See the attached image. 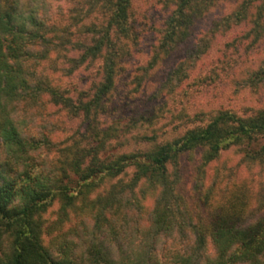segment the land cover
Instances as JSON below:
<instances>
[{
	"label": "trees",
	"instance_id": "obj_1",
	"mask_svg": "<svg viewBox=\"0 0 264 264\" xmlns=\"http://www.w3.org/2000/svg\"><path fill=\"white\" fill-rule=\"evenodd\" d=\"M221 1H169L172 11L143 70L186 41L196 20ZM86 2L87 10L66 11L69 2L60 0H0V264H264V196L254 209L244 195L217 198L216 180L204 181L207 167L224 153L264 167V110L220 111L161 142L147 136L150 125L140 132L143 123L127 121L112 102L121 62L143 35L132 0ZM96 9L98 17L85 24ZM240 26L214 64H231L236 51L247 53L264 38V0H243L213 22L159 92L175 93L217 35ZM77 35L88 42L73 40ZM90 68L85 89L62 86L51 74L68 78ZM243 83L264 87V63ZM48 107L79 120L82 130L57 140L68 130L45 122L54 116H41ZM27 109L39 115L36 137L15 120ZM197 150L193 191H202L203 216L179 192L180 160ZM137 191L153 194L146 213ZM55 203L65 216L79 209L85 219L51 250L43 217Z\"/></svg>",
	"mask_w": 264,
	"mask_h": 264
},
{
	"label": "rangeland",
	"instance_id": "obj_2",
	"mask_svg": "<svg viewBox=\"0 0 264 264\" xmlns=\"http://www.w3.org/2000/svg\"><path fill=\"white\" fill-rule=\"evenodd\" d=\"M51 1L55 4V0ZM86 1L88 0H60V3L64 5L69 2L66 8L64 6L66 11L71 8L87 10ZM169 1L171 0H132L131 11L134 17L138 18L143 35L137 46L132 48L121 62L122 68L116 78L115 99L112 101L119 110L117 114L127 118V121L142 122L144 128H139L140 132H145L150 125L152 131L148 132L147 136L155 135L156 141L161 142L188 128L204 125L209 116L220 111H230L239 116H249L263 111L264 87L254 88L243 82L264 63V38L249 52L240 51L241 57L236 51L232 57V60L236 61H231V64H224V66L214 64L225 44L241 30V26L232 27L231 31L224 36L217 35L206 54L190 69L188 74L191 79L188 78L174 91L175 93L159 92L168 73L185 58L187 51L194 47L199 37L211 27L213 22L231 14L243 0H224L216 3L207 14L196 20L190 28V35L186 41L176 45L173 52L145 72L143 68L148 65L152 57V48L158 42L164 22L172 11ZM95 17H98L97 9L93 11L85 24L93 21ZM66 21L65 18L61 19L60 23L65 24ZM72 39L87 40L80 35ZM58 64L61 68L62 63ZM47 73L51 72L47 69ZM51 74L56 81L61 80L62 86L69 85L72 88L85 89L89 85V77L94 74V70L90 68L89 71L84 72L80 69L68 78L62 77L60 72ZM127 99H130L129 104H123ZM41 110H44L41 116L48 112L54 114L52 118L45 117V122L61 124L62 130H68L69 133L59 132L57 140L66 138L79 128L82 130L79 120L71 122L65 113H59L57 109L48 107ZM194 116H197L195 120ZM38 118L39 115L35 114L32 117L30 109L15 115L18 127L35 137ZM131 145L134 147L133 142ZM201 153V150H197L181 158L179 192L187 201L195 202L200 216H203L205 209L201 203L202 191H193L197 171L201 166ZM213 180H216L217 184V198H225L233 193L244 195L250 207L254 209H257L260 200L263 199L264 167L256 163L244 162L238 153H224L215 163L207 167L204 180L206 186H209ZM136 194L141 199L143 211L146 213L153 205V194L150 191H147L145 196L138 194V191ZM93 197L95 194L90 196V198ZM66 213V216L61 213L60 205L55 203L43 217L44 245L51 250L71 239L85 219L82 218L79 209L68 210Z\"/></svg>",
	"mask_w": 264,
	"mask_h": 264
}]
</instances>
